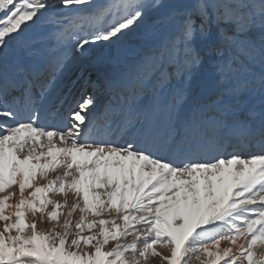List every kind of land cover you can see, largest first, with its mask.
<instances>
[{"label": "snow or ice", "instance_id": "obj_1", "mask_svg": "<svg viewBox=\"0 0 264 264\" xmlns=\"http://www.w3.org/2000/svg\"><path fill=\"white\" fill-rule=\"evenodd\" d=\"M162 7L0 0V264H264V0H176L149 25ZM45 17L52 79L145 28L119 109L60 113L45 69L9 62Z\"/></svg>", "mask_w": 264, "mask_h": 264}, {"label": "bare ground", "instance_id": "obj_2", "mask_svg": "<svg viewBox=\"0 0 264 264\" xmlns=\"http://www.w3.org/2000/svg\"><path fill=\"white\" fill-rule=\"evenodd\" d=\"M105 2V0H103L102 2H99V4H103ZM176 2V0H170L167 4H165V7H162V8H159L158 10L154 11L151 16H150V20L148 21V24H152L155 22V20L162 14H164L166 11H167V6L169 5H172ZM47 20V17L44 18L43 21H46ZM144 33H145V28H141V29H138L136 32L132 33L131 35L127 36L125 38L124 41H127V40H140V42H142V45L145 46V38H144ZM121 46V45H120ZM120 48V47H119ZM119 49L115 50L116 52L118 51ZM99 51L100 49H97L93 52V55L91 56L92 58H83L82 60H80V62H77L76 63V66H78L77 68L79 69L80 71V82L77 80V82L75 83V86H80V97L84 96L82 94H88V95H92L90 94V89L88 88L87 85L84 86V79L83 76L84 74L86 75V77H88V82L92 83V84H96L98 83V81L92 76L93 74H95L96 72H99L100 69L99 68H95V66H90L89 64H94V59H97L100 54H99ZM80 65V66H79ZM42 66H45V65H42ZM76 68V69H77ZM88 68H91V70ZM75 70V69H74ZM254 71L258 74L259 73V65L257 64V66L254 67ZM89 74V75H88ZM77 77V75L75 76ZM74 77V78H75ZM73 79V78H72ZM69 84V83H68ZM83 84V86H82ZM88 84V83H87ZM69 86H71V84H69ZM98 87V86H96ZM113 90H116V89H113ZM96 91H98V89L94 90V94L92 96H95L96 94ZM114 93H116V91H113ZM121 95H122V92H121ZM123 97V96H122ZM123 100V99H122ZM124 103V101H123ZM74 107V106H73ZM65 112V111H64ZM63 111L61 113H64ZM112 127L115 129L116 128V123H113ZM117 137H118V133L116 135H113L111 136L110 138L112 140H117ZM124 139V138H123ZM123 139L122 140H119V142H123ZM235 149L239 152H241L242 154H246L248 151H259V149L255 146H251V147H245L242 145V147L240 148V145H235ZM234 151V147L233 146H230V148H228V152L231 153ZM74 218H78V214L76 216H74ZM151 264H161V262L155 258H153L151 260Z\"/></svg>", "mask_w": 264, "mask_h": 264}, {"label": "rangeland", "instance_id": "obj_3", "mask_svg": "<svg viewBox=\"0 0 264 264\" xmlns=\"http://www.w3.org/2000/svg\"><path fill=\"white\" fill-rule=\"evenodd\" d=\"M103 0H95V3H98V2H102ZM170 0H161V3L163 4V5H165V4H167L168 2H169ZM255 3L257 4V5H259V0H255ZM159 9V8H158ZM158 9H156V10H158ZM155 11V10H154ZM151 16V15H150ZM149 19V18H148ZM95 50H93L90 54H88V55H86V56H84V57H81L80 58V60H82L83 58H91V56H92V53L94 52ZM257 66V65H256ZM90 94H92L91 92H90ZM93 94H94V91H93ZM92 94V95H93ZM75 219V218H74ZM51 225H40V227L41 228H44V227H50ZM158 260V259H157ZM150 264H151V262H150Z\"/></svg>", "mask_w": 264, "mask_h": 264}]
</instances>
